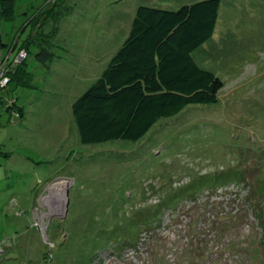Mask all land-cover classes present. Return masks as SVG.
<instances>
[{
  "label": "rangeland",
  "instance_id": "obj_1",
  "mask_svg": "<svg viewBox=\"0 0 264 264\" xmlns=\"http://www.w3.org/2000/svg\"><path fill=\"white\" fill-rule=\"evenodd\" d=\"M199 1L66 0L53 41L62 60L48 72L31 52L37 88L0 91V264H264V0H220L214 35L193 53L224 84L217 103L190 105L138 141L93 145L71 112L138 7ZM52 6L15 0L0 53ZM14 100L22 120L7 110Z\"/></svg>",
  "mask_w": 264,
  "mask_h": 264
},
{
  "label": "trees",
  "instance_id": "obj_2",
  "mask_svg": "<svg viewBox=\"0 0 264 264\" xmlns=\"http://www.w3.org/2000/svg\"><path fill=\"white\" fill-rule=\"evenodd\" d=\"M219 8L220 0H201L175 11L138 7L121 48L71 106L80 142H135L159 120L173 117L190 105L217 103L224 84L200 68L192 53L214 35ZM70 11L66 0H54L51 9L26 21L20 30L29 28L28 35L21 43L16 39L7 53L24 49L28 58L35 51L37 62L50 63L57 58L53 43L57 23ZM14 15L15 0H0V19L11 22ZM50 18L53 28L44 33ZM6 45L0 42V46ZM26 61L9 71L8 77L17 87L33 89V73ZM7 110L23 117V108L16 100Z\"/></svg>",
  "mask_w": 264,
  "mask_h": 264
},
{
  "label": "built area",
  "instance_id": "obj_3",
  "mask_svg": "<svg viewBox=\"0 0 264 264\" xmlns=\"http://www.w3.org/2000/svg\"><path fill=\"white\" fill-rule=\"evenodd\" d=\"M27 59V52L24 49H20L17 53H12L3 56L0 53V90L5 89L10 83L8 77L9 71L15 69L18 65Z\"/></svg>",
  "mask_w": 264,
  "mask_h": 264
},
{
  "label": "crops",
  "instance_id": "obj_4",
  "mask_svg": "<svg viewBox=\"0 0 264 264\" xmlns=\"http://www.w3.org/2000/svg\"><path fill=\"white\" fill-rule=\"evenodd\" d=\"M200 1H201V0H200ZM218 16H219V14H218ZM217 21H218V20H217ZM216 25H217V24H216ZM215 29H216V28H215ZM214 32H215V31H214ZM119 49H120V48H119ZM119 49H118V50H119ZM118 50H117V51H118ZM195 51H196V50H195ZM55 52H56V51H55ZM11 53H12V55H14V52H13V51H12ZM116 53H117V52H116ZM116 53H115V54H116ZM193 53H194V52H193ZM193 53H192V57H193ZM56 54H57V53H56ZM115 54H114V55H115ZM114 55H113V56H114ZM57 56H58V55H57ZM113 56H112V58H113ZM57 58H58L57 60H59V59L62 60V59H61V56H58ZM112 58H111V59H112ZM111 59H110V60H111ZM193 59H194V57H193ZM57 60H55V61H53V62L51 61L50 63H47L46 65H44V66H45V69H48V72L51 71V68H52V66L54 65L53 63H55ZM110 60H109V62H110ZM194 61H195V59H194ZM109 62L107 63V65L109 64ZM195 62H196V61H195ZM196 63H197V62H196ZM107 65L105 66L104 70L106 69ZM197 65H198V64H197ZM198 66H199V65H198ZM199 67H200V66H199ZM200 68H201V67H200ZM104 70H103V71H104ZM99 77H100V76H99ZM99 77H98V78H99ZM98 78H97V79H98ZM33 82H34V75H33ZM33 84H34V88H33V89H36L37 87H36L35 83H33ZM93 84H94V83H93ZM93 84H92V85H93ZM76 85H78V82L76 83ZM92 85H91V86H92ZM91 86H90V87H91ZM88 89H89V88H88ZM88 89H87V90H88ZM84 91H86V90H84ZM79 97H80V96H79ZM22 108H23V107H22ZM24 114H25V111H24V108H23V114H22L23 117H22V118H19L20 120L24 119V116H25ZM15 116H17V115L15 114Z\"/></svg>",
  "mask_w": 264,
  "mask_h": 264
}]
</instances>
